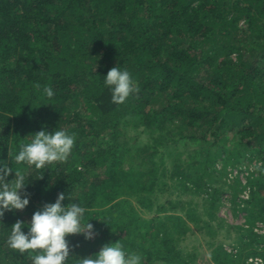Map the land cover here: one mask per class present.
<instances>
[{
    "label": "trees",
    "instance_id": "obj_1",
    "mask_svg": "<svg viewBox=\"0 0 264 264\" xmlns=\"http://www.w3.org/2000/svg\"><path fill=\"white\" fill-rule=\"evenodd\" d=\"M118 64L139 89L122 104L112 103L103 82ZM128 127L156 145L185 149L183 161L180 152L172 160L170 179L190 181L210 210L220 200L210 185L218 180L216 163L225 171L260 162L243 209L252 226L240 239L251 241L234 253L218 245L211 259L246 264L259 256L264 264V249H257L264 233L253 230L264 226V0H0V160L29 181L30 199L23 211L0 217V264H31L8 247L10 227L30 221L61 192L88 209L84 222L95 230L91 240L67 237L70 258L120 242L142 264H193L168 229L151 232L156 220L143 223L118 201L125 192H149L159 178L156 145L130 147L122 132ZM41 130L75 134L69 160L45 171L15 164L20 145Z\"/></svg>",
    "mask_w": 264,
    "mask_h": 264
},
{
    "label": "rangeland",
    "instance_id": "obj_2",
    "mask_svg": "<svg viewBox=\"0 0 264 264\" xmlns=\"http://www.w3.org/2000/svg\"><path fill=\"white\" fill-rule=\"evenodd\" d=\"M122 132H125L130 147L140 150L156 145L141 128L136 130L128 127L122 129ZM156 147L157 154L153 162L157 168L156 176L159 178L153 183L152 189L149 192H125L118 201H127L134 210V217L143 223L156 220L158 227H153L151 232L157 231L161 226L168 229L171 244L182 253L183 257H194L193 264H213L211 254L218 245L227 253H234V250L242 249L244 241L250 242L251 240L240 239L242 230L252 226L246 223L249 214L243 209L246 208L244 202L251 199V193L255 188L246 184L259 176L260 162L256 159L247 160L228 166L225 171L222 170L221 163H216L214 175L218 180L210 185L220 191V200L215 202L216 207L210 210L207 195L201 190L196 192L198 190L190 181L170 179L172 160L176 153L180 152L183 153V161L185 149L172 151L167 146L156 145ZM236 181L240 182L241 186H236ZM173 218L180 219L181 227L180 222L177 223ZM140 229L145 231L143 225ZM182 230H184L183 234H181ZM170 235L172 237H169ZM250 244H248L249 249L253 246ZM257 249L262 251L264 244ZM254 257L262 259L259 256ZM254 257H248L246 264H249L247 262L249 258Z\"/></svg>",
    "mask_w": 264,
    "mask_h": 264
},
{
    "label": "clouds",
    "instance_id": "obj_3",
    "mask_svg": "<svg viewBox=\"0 0 264 264\" xmlns=\"http://www.w3.org/2000/svg\"><path fill=\"white\" fill-rule=\"evenodd\" d=\"M103 82L111 90L114 104L124 103L139 90L131 73L119 64L107 72ZM44 94L49 99L54 96L51 87H45ZM29 137L28 142L20 145L14 161L17 165L27 164L37 170L45 171L49 165L66 163L75 144V134L64 130L51 133L41 130ZM9 164L0 160V217L6 211H23L30 202L29 194L24 191L29 181L19 169L9 167ZM13 173L14 178L9 181L8 177ZM69 197L70 194L61 192L54 203H45L35 211L30 221L17 220L10 227L8 247L21 255L27 254L31 264H142V257L127 251L120 242L105 244L98 253L82 259L70 258L67 237L83 235L87 241L94 238L95 230L89 220L84 222L88 209L80 202L73 203L74 199L69 202Z\"/></svg>",
    "mask_w": 264,
    "mask_h": 264
},
{
    "label": "built area",
    "instance_id": "obj_4",
    "mask_svg": "<svg viewBox=\"0 0 264 264\" xmlns=\"http://www.w3.org/2000/svg\"><path fill=\"white\" fill-rule=\"evenodd\" d=\"M255 232L259 233V234H263L264 233V227L262 224H256V226L253 229ZM247 262L249 264H263V260L257 257L254 258H249L247 260Z\"/></svg>",
    "mask_w": 264,
    "mask_h": 264
}]
</instances>
